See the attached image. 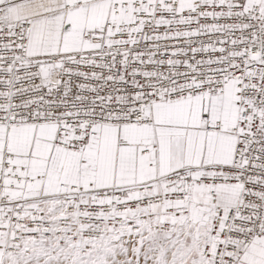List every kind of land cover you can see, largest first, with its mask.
Listing matches in <instances>:
<instances>
[{
	"label": "snow or ice",
	"instance_id": "obj_1",
	"mask_svg": "<svg viewBox=\"0 0 264 264\" xmlns=\"http://www.w3.org/2000/svg\"><path fill=\"white\" fill-rule=\"evenodd\" d=\"M0 264H264V0H0Z\"/></svg>",
	"mask_w": 264,
	"mask_h": 264
}]
</instances>
